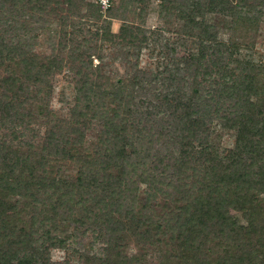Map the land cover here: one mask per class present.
<instances>
[{"label":"rangeland","instance_id":"1","mask_svg":"<svg viewBox=\"0 0 264 264\" xmlns=\"http://www.w3.org/2000/svg\"><path fill=\"white\" fill-rule=\"evenodd\" d=\"M208 3L116 0L101 15L90 0H0L7 52L0 57V153L34 182L27 195H0L14 205L9 227L37 226L46 257L38 264H97L108 252L117 261L105 250L113 233L121 258L133 256V264H190L171 224L151 242L137 236L146 214L157 225L183 203L170 184L178 176L193 181L188 185L207 200L205 208L216 200L225 215L244 226L252 221L264 234V0ZM124 21L134 25L135 42L110 35ZM212 40L224 43L205 47ZM23 57L51 66L46 94L27 85ZM83 80L104 93L120 85L122 106L106 94L99 98L110 107L105 116L89 110L77 87ZM116 110L120 133L108 125L107 136L126 142L127 157L100 170L85 161L96 156L101 120ZM121 166L134 186L126 182L129 191L119 186L109 196L102 185ZM240 170L243 181L234 176ZM60 194L64 205L56 202ZM44 229L57 236L55 245ZM203 244L207 264L233 247L219 232Z\"/></svg>","mask_w":264,"mask_h":264},{"label":"trees","instance_id":"2","mask_svg":"<svg viewBox=\"0 0 264 264\" xmlns=\"http://www.w3.org/2000/svg\"><path fill=\"white\" fill-rule=\"evenodd\" d=\"M115 1L116 0H112L111 4L107 8H103L100 3L93 0H90V3L95 8L97 13L104 15L114 7ZM224 2H229V0H209L208 7H216L220 4L223 5L225 4ZM191 20H194V18H190V21ZM123 23L124 24L121 25L119 33H111L110 35H117V37H122L126 41L135 42L137 37L136 33H134L135 31L133 30L134 25L129 24L127 21H124ZM106 39L108 38L106 37ZM212 42L213 43H208L205 47L215 46V48H219L224 43L214 40H212ZM205 47L202 48L201 45L199 46L200 49L197 53L199 58L203 56V50ZM3 53L7 52H5V47L0 44L1 58L4 57ZM22 59L25 62L24 67H27L26 69L29 73L24 75L27 85L29 83H33V85L38 86V89H36L37 93L45 91L43 94H46L47 91L45 87L48 84V76L52 71L51 66L43 64L36 66L33 64L32 66L29 59L25 57ZM90 83L91 82L88 80H83L81 84H77L78 90L81 91L82 99L85 98L86 101H88L87 105L89 110L94 109L95 113L105 116L106 112H108V108L110 107L105 102H101L99 98L107 96L106 94H114L115 96H113V98L111 97L110 100L114 101L116 98L115 101L117 102L118 107L122 106V97H118L119 99L117 98V95H119L122 91V87L120 85H112L110 87L113 89H109L108 92L104 93L103 91L94 88V86ZM16 97L18 98V92L16 93L15 98ZM118 117V110H116L113 117H107L106 120L104 118L101 120L103 127L100 129L102 133L99 141V148L95 152L96 156L89 157L85 161L97 163L95 165H97L100 170L103 168L105 169L107 165L112 164L120 158L125 159L127 157L124 154L126 142L122 141L118 135L111 136L112 140L108 137L110 130L107 126L110 125V127L116 129L114 125L117 124L116 120ZM116 130V134L120 133L119 129ZM237 147V149L240 148L241 150L240 140L238 141ZM54 152L55 150H52V153ZM6 154V152L0 153V191H3L6 194L8 192H15L18 195H27V192L29 193L27 188L32 185L33 176L29 172L19 170L21 167L18 169L14 166V164H8L9 162L5 159L7 156ZM124 168L125 166H121V170H119L116 175L107 177L106 182L103 183L102 189L105 193H109V196L113 194L114 190L117 191L119 186L125 187V189L129 191L131 188L126 185V182L131 184V187L133 188L135 182L132 178H130L131 180H129V178H124ZM17 170L18 172L16 174ZM234 173V176H236L238 181H243L241 180L243 178L242 170L234 171ZM24 175L26 178H24ZM193 176H195V173ZM263 177L264 176H262V178ZM138 179L146 181V178L144 177ZM18 181L20 184H24V186L19 187ZM191 182H187L183 180L181 176H178L177 183H170L173 185L174 191L182 197L183 203L180 206H174V208L170 209L169 213L167 212L166 220L157 225H153V217L146 214V217L142 219V222L147 226L144 229L145 232H143V234H141V232H137V236L151 242L154 240L152 239L155 235L153 232L158 234L161 225L167 226L171 224L176 235L175 239L180 243V253L182 259L184 257L192 258L190 259V264H207V258H200V254L204 250L203 242L205 238L210 235V233L219 232L229 237V239L233 242L230 246L233 247L229 249L228 246L223 250L218 264H264V257L261 255V253L264 252V234L262 233V229L259 228L258 230L256 225L251 220V223L245 226L238 224L237 220L230 215H225V213L215 205L218 204V201L216 200L214 202L209 200V202H211V209L205 208L203 203L207 202V200L205 198L202 200V196L200 194H197L195 190L192 191L193 186L188 185ZM56 200L57 204L64 205V200H66V198L60 194ZM13 207L14 205L10 200L1 198L0 195V264H38L39 261H43L46 257L44 256L45 249H42L41 245L37 243V238H39V233L37 234V226H35L34 221H32L31 223H21L19 226L9 227L7 222L9 215L7 212L13 209ZM131 218L133 219V215ZM122 221L123 220L120 218L115 221L117 228L123 227L121 224ZM208 226H211L212 228L208 230ZM253 232L254 236L246 237ZM43 233V236L51 242L54 237H57L50 234V231L46 229L43 230ZM52 245H55V242H52ZM116 247H119V245H117V239L113 233L110 236V240H107L105 250L110 251L113 249L114 253H117L115 257V259L117 258V261H114L112 258V252H108L109 258H107L106 261H100L101 263L99 262L97 264H133V256L127 257L122 255L121 258V252L119 254V248L117 249Z\"/></svg>","mask_w":264,"mask_h":264},{"label":"built area","instance_id":"3","mask_svg":"<svg viewBox=\"0 0 264 264\" xmlns=\"http://www.w3.org/2000/svg\"><path fill=\"white\" fill-rule=\"evenodd\" d=\"M93 1L100 3L103 8H107L111 4L112 0H93Z\"/></svg>","mask_w":264,"mask_h":264}]
</instances>
